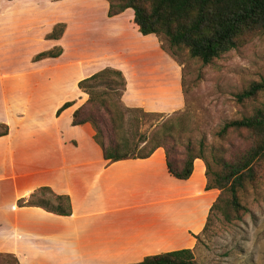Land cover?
<instances>
[{
    "label": "crops",
    "instance_id": "1",
    "mask_svg": "<svg viewBox=\"0 0 264 264\" xmlns=\"http://www.w3.org/2000/svg\"><path fill=\"white\" fill-rule=\"evenodd\" d=\"M39 1L6 0L0 7V94L8 107L21 93L15 83L22 74L77 64L64 48L59 57L34 60L38 53L62 44L61 39H46V12ZM135 28L138 42L121 41L116 61L91 59L90 70L81 79L115 67L127 78L122 97L126 106L160 113L181 109L186 101L180 66L164 52L157 35H143ZM35 35L48 40L50 47L36 48L26 58L23 52L32 46L29 41ZM76 77L74 85H78ZM57 78L61 83V75ZM54 80L55 76L49 77L52 84ZM88 97L81 90L56 107L77 98L67 109L71 128L81 132L79 138L64 134L59 121H29L25 113L17 116L19 121H0L9 126V133L0 136V214L8 223L5 235L12 239L15 232L20 237V251L16 247L12 252L20 253L22 264H131L150 255L194 250L221 194L217 188H207L204 160H195L187 180L172 176L163 148L148 158L109 163L94 138L93 126L72 124L74 111ZM83 139L89 149L83 148ZM33 144L45 146L38 151ZM42 186L68 195L72 214L59 215L39 206L13 207ZM14 216L15 229L10 224ZM0 245L1 249L13 247L11 242Z\"/></svg>",
    "mask_w": 264,
    "mask_h": 264
},
{
    "label": "rangeland",
    "instance_id": "2",
    "mask_svg": "<svg viewBox=\"0 0 264 264\" xmlns=\"http://www.w3.org/2000/svg\"><path fill=\"white\" fill-rule=\"evenodd\" d=\"M114 1L116 0L39 1V5L43 6L46 12L45 35L52 31L57 23L65 22L67 28L61 38V46L77 64L45 67L43 72L22 74L21 78L16 80L18 83H15L21 93L13 105L6 106L0 94V121H19L17 116L25 113L31 119L29 121H59L64 134L79 138L81 132L70 126V109L63 111L56 120V107L61 100L75 98L81 91L78 85H74L73 77L77 76L75 80L78 83L83 77L81 74L90 70L91 59L95 62L98 59L99 62L116 61L117 47L121 41L138 42L132 9L116 17H108L109 4ZM0 2V7L6 5V0ZM159 41L164 52L181 68L186 103L181 109L160 115H151L150 113L154 112L139 109L131 113L138 117L139 121L130 125V129L152 136L163 123L178 127L181 126L180 123L186 124L189 128L186 137L192 138L194 142L205 139L206 153L210 161L212 152L221 148L228 149L229 157L245 149L247 143L242 138H221L218 132L226 122L249 116L254 108L264 104V92L257 101L242 104L236 99V94L248 88L252 82L264 80V35L254 38L239 49L223 54L208 65L199 59L191 58L187 52L173 54L167 39L159 38ZM29 43L32 46H28L23 52L26 53V58L36 48L45 50L50 47L49 41L42 39L40 35L31 37ZM60 75L61 83L57 78ZM50 76L56 77L53 84L49 82ZM8 95L12 97L13 92ZM40 98L43 103L36 102ZM74 101L77 102V98ZM82 142L84 149L90 148L84 139ZM41 146L45 145L40 144L37 147L33 144L32 147L41 151ZM258 173L256 182L241 193L243 202L249 208L243 219L228 223L216 212L207 231L199 236L198 244L194 248L195 259L199 264H264V167ZM19 200L13 205L16 209L17 206L20 207ZM12 221L11 226L13 224V228H17L15 216ZM6 224L8 223L5 222V217L0 214V244L11 242L15 248H0V264H22L20 253L12 252L16 247L17 250L20 249V237L15 232L12 239L11 235L6 236Z\"/></svg>",
    "mask_w": 264,
    "mask_h": 264
},
{
    "label": "trees",
    "instance_id": "3",
    "mask_svg": "<svg viewBox=\"0 0 264 264\" xmlns=\"http://www.w3.org/2000/svg\"><path fill=\"white\" fill-rule=\"evenodd\" d=\"M128 9L134 11L133 22L143 35L155 34L160 39L165 38L173 54L187 52L191 58L199 59L205 65L264 35V0H116L110 2L107 15L113 18ZM66 28L65 22L57 23L46 39H61ZM62 54L63 47L56 46L38 53L34 60L56 58ZM127 84L124 72L111 66L81 79L78 86L89 97L74 111L72 124L90 123L93 126L94 138L109 163L148 158L158 148H163L169 172L177 179L187 180L194 172L195 160H204L207 188L221 190L210 209L204 232L216 212L228 223L242 220L249 208L243 202L241 193L256 182L258 171L264 167V104L254 108L249 116L226 122L218 132L221 138H242L247 147L231 157L228 149L213 151L210 161L205 139L194 142L192 138L186 137L189 132L186 124L180 123L178 127L163 123L152 136L130 129V125L139 121L131 113L142 108H129L123 104L122 97ZM262 92L264 80L255 81L236 94V99L242 104L257 101ZM73 104L74 101L65 102L57 115L60 116ZM8 133L9 126L0 123V136ZM19 205L43 207L59 215L72 214L70 197L57 194L47 186L37 188L29 198H21ZM131 264L199 263L194 250L184 248L150 255L141 262Z\"/></svg>",
    "mask_w": 264,
    "mask_h": 264
}]
</instances>
